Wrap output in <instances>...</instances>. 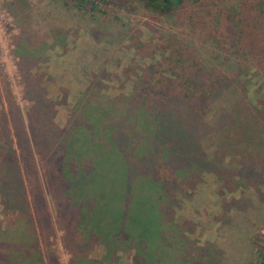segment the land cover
I'll list each match as a JSON object with an SVG mask.
<instances>
[{
  "label": "trees",
  "instance_id": "16d2710c",
  "mask_svg": "<svg viewBox=\"0 0 264 264\" xmlns=\"http://www.w3.org/2000/svg\"><path fill=\"white\" fill-rule=\"evenodd\" d=\"M144 1L174 16L190 5L188 0ZM230 2L203 0V31L213 28L210 36L216 45L249 61L264 76V0ZM19 56L24 66L28 57ZM151 69L143 70L132 94L85 106L80 109L83 118L64 128L54 123L52 105L42 92L34 99L28 125L19 106L10 103L9 111H0V194L18 216L16 222L0 226V264H62L51 246L43 249L53 232L46 188L58 202L74 264L118 263L121 252L129 250L132 264L216 261L214 253L220 251L214 248L213 253L190 240L185 225L176 221L175 205L178 192L201 181L205 172H221L222 164L209 156L202 141L225 126L228 112L214 125L206 116L237 82L235 75L209 69L194 51L183 53L178 47L165 51ZM243 108L263 111L248 100ZM44 109L47 117L42 118ZM27 129L41 149L37 155L43 158L46 183L35 172L30 194L20 165L33 162L37 170ZM251 160L238 171L250 180L255 170ZM96 246L103 247L101 258L90 256ZM205 257L212 258L207 262Z\"/></svg>",
  "mask_w": 264,
  "mask_h": 264
},
{
  "label": "rangeland",
  "instance_id": "374dc122",
  "mask_svg": "<svg viewBox=\"0 0 264 264\" xmlns=\"http://www.w3.org/2000/svg\"><path fill=\"white\" fill-rule=\"evenodd\" d=\"M188 1V8L174 16L149 7L144 0H0V111H9L10 103L15 104L28 125L34 99L42 92L52 105L54 123L67 127L76 117L83 118L80 109L85 106L132 94L143 70L151 72L155 61L176 47L183 53L194 51L209 69L234 74L237 82L206 116L214 125L220 114L228 112L225 126L202 141L209 156L222 164L221 172H205L201 181L178 192L176 221L185 225L194 244L220 251L211 264H264V76L249 61L216 45L210 36L213 28L203 31V0ZM20 54L28 57L24 66ZM245 100L263 111L244 109ZM40 113L47 117L45 109ZM27 132L32 143L34 137ZM32 145L37 170L33 162L29 166L20 162L28 194L35 172L46 186L43 158L37 155L41 149ZM14 146L23 157L16 138ZM251 157L255 170L250 180L238 171L248 161L244 159L252 162ZM1 169L6 171L4 166ZM45 190L53 232L43 249L51 246L62 264H74L58 202ZM17 217L0 194V226L16 222ZM103 253V247L96 246L90 256L101 258ZM106 264H132V251L121 252L118 263Z\"/></svg>",
  "mask_w": 264,
  "mask_h": 264
}]
</instances>
